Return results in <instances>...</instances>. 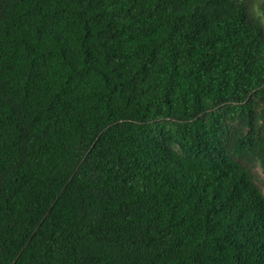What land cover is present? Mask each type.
<instances>
[{
	"label": "trees",
	"instance_id": "1",
	"mask_svg": "<svg viewBox=\"0 0 264 264\" xmlns=\"http://www.w3.org/2000/svg\"><path fill=\"white\" fill-rule=\"evenodd\" d=\"M0 264H264V0H0Z\"/></svg>",
	"mask_w": 264,
	"mask_h": 264
}]
</instances>
